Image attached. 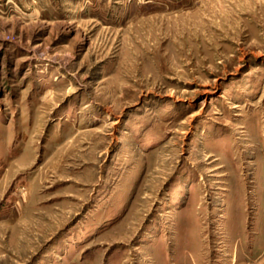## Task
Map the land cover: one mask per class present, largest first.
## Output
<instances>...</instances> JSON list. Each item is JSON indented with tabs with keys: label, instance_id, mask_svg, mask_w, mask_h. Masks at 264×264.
<instances>
[{
	"label": "rangeland",
	"instance_id": "rangeland-1",
	"mask_svg": "<svg viewBox=\"0 0 264 264\" xmlns=\"http://www.w3.org/2000/svg\"><path fill=\"white\" fill-rule=\"evenodd\" d=\"M0 264H264V0H0Z\"/></svg>",
	"mask_w": 264,
	"mask_h": 264
},
{
	"label": "bare ground",
	"instance_id": "bare-ground-1",
	"mask_svg": "<svg viewBox=\"0 0 264 264\" xmlns=\"http://www.w3.org/2000/svg\"><path fill=\"white\" fill-rule=\"evenodd\" d=\"M236 108V107H235Z\"/></svg>",
	"mask_w": 264,
	"mask_h": 264
}]
</instances>
